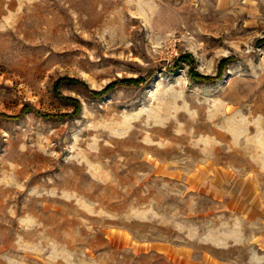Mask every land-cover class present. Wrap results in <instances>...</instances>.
Wrapping results in <instances>:
<instances>
[{
  "label": "rangeland",
  "instance_id": "rangeland-1",
  "mask_svg": "<svg viewBox=\"0 0 264 264\" xmlns=\"http://www.w3.org/2000/svg\"><path fill=\"white\" fill-rule=\"evenodd\" d=\"M0 264H264V0H0Z\"/></svg>",
  "mask_w": 264,
  "mask_h": 264
},
{
  "label": "trees",
  "instance_id": "trees-1",
  "mask_svg": "<svg viewBox=\"0 0 264 264\" xmlns=\"http://www.w3.org/2000/svg\"><path fill=\"white\" fill-rule=\"evenodd\" d=\"M231 60H233V59L230 56L223 57L221 59V64L219 66L218 74H217L216 77H211V75L200 74L197 71H195L194 69H190V74H191V76L193 78H195L198 81H215V79H219L222 76V74L224 72L225 64L228 63ZM98 96H100V94ZM76 104L78 106V103L75 101V105ZM25 111H26V108H24L22 110L20 115L12 116V117H9V118L18 119L24 114ZM36 111L39 112L42 116H44L46 118H53V119H60V118H65V117L73 118V117H75V116H77L79 114V109L78 108H76L75 111L71 112L70 114H49V113H46V112H40L38 110H36Z\"/></svg>",
  "mask_w": 264,
  "mask_h": 264
},
{
  "label": "bare ground",
  "instance_id": "bare-ground-1",
  "mask_svg": "<svg viewBox=\"0 0 264 264\" xmlns=\"http://www.w3.org/2000/svg\"><path fill=\"white\" fill-rule=\"evenodd\" d=\"M223 58V57H222Z\"/></svg>",
  "mask_w": 264,
  "mask_h": 264
}]
</instances>
